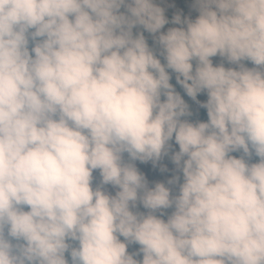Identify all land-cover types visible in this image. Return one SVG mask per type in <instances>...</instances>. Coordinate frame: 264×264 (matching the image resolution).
I'll return each instance as SVG.
<instances>
[{
	"label": "clouds",
	"instance_id": "9594fccd",
	"mask_svg": "<svg viewBox=\"0 0 264 264\" xmlns=\"http://www.w3.org/2000/svg\"><path fill=\"white\" fill-rule=\"evenodd\" d=\"M192 7L0 0V264H264V0Z\"/></svg>",
	"mask_w": 264,
	"mask_h": 264
},
{
	"label": "rangeland",
	"instance_id": "374dc122",
	"mask_svg": "<svg viewBox=\"0 0 264 264\" xmlns=\"http://www.w3.org/2000/svg\"><path fill=\"white\" fill-rule=\"evenodd\" d=\"M157 3L161 7H164L166 9V16L169 19H171L172 15L177 11L182 12L186 16L191 15L192 18H195V16L197 15V13L194 11L192 7L193 0H157ZM171 26L173 25H167L166 28ZM198 99L204 100L206 99V97L199 96ZM160 165L167 166L169 171L165 173H161L159 171V166L154 169L151 167V164L140 165L138 163V167H140L141 170L147 174L150 181H166L167 179L171 178L173 174H175V166L170 162V160L164 159L163 161L160 162ZM94 177L96 178V182L98 183L99 180L98 174L94 173ZM135 247L138 248V246Z\"/></svg>",
	"mask_w": 264,
	"mask_h": 264
},
{
	"label": "trees",
	"instance_id": "16d2710c",
	"mask_svg": "<svg viewBox=\"0 0 264 264\" xmlns=\"http://www.w3.org/2000/svg\"><path fill=\"white\" fill-rule=\"evenodd\" d=\"M145 35H146V37H148L147 33H145ZM148 38H149V43L151 44V38L150 37H148ZM212 59H213L214 65L223 62L225 64V67H229L230 66V65L227 64L226 61H222V59L220 57H214ZM248 66L251 67L250 64ZM173 83H174V80H173ZM199 118L206 120V112L204 110H200V117ZM234 155H238V154H234ZM165 159H167V158H165ZM254 161H255V158H254Z\"/></svg>",
	"mask_w": 264,
	"mask_h": 264
}]
</instances>
